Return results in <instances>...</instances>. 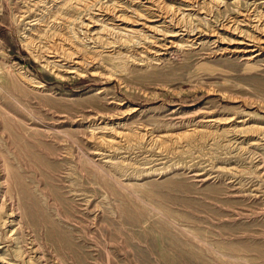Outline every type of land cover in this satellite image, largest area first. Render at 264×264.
Here are the masks:
<instances>
[{
	"label": "rangeland",
	"instance_id": "374dc122",
	"mask_svg": "<svg viewBox=\"0 0 264 264\" xmlns=\"http://www.w3.org/2000/svg\"><path fill=\"white\" fill-rule=\"evenodd\" d=\"M54 1L37 10L34 0H0V166L10 171L29 254L15 253L9 231L17 226L2 225L0 264H264V141L252 133L264 128V57L247 61L232 52L239 45L230 30L193 47L183 40L182 49L155 60L143 48L108 57L87 41L85 12L73 32L97 60L60 59L55 68L44 46L58 26L27 24L55 15L65 0ZM127 1L118 10L128 24L134 13L150 12L144 1L142 9ZM221 1L207 30L248 8V0ZM118 124L177 139L164 151L134 140L132 148L103 147L91 136L101 127L98 136L109 139ZM235 125L249 132H224ZM197 126L214 138L197 136L189 150L185 134Z\"/></svg>",
	"mask_w": 264,
	"mask_h": 264
},
{
	"label": "bare ground",
	"instance_id": "6f19581e",
	"mask_svg": "<svg viewBox=\"0 0 264 264\" xmlns=\"http://www.w3.org/2000/svg\"><path fill=\"white\" fill-rule=\"evenodd\" d=\"M143 1L149 5L145 8L150 11L149 13H146L149 17L145 14L138 13L140 14L138 15L137 13H134L132 17L136 18H132L134 20L129 23L131 25L126 23L128 22L126 17L121 14V12H125L123 11L124 9H122V11L118 10V8L123 7L121 0H114V4L111 6L101 5V0H65L62 6L58 8V12H56L55 15L53 14L51 17H47V12H43L42 15H37L40 16V18L35 19L33 21L34 23L28 22L27 24H32L31 26L34 27L40 26L47 28L50 26V21L54 24L53 26H58V30L61 33H55L49 36L50 40L46 39L47 43L44 46V49L46 50H44V52L48 55L49 59L45 60V62L54 67L55 65H58L60 59L72 65L83 64L84 61H87L88 59L91 60V62H95L97 60L95 57H88L90 54L89 50L85 48V46L76 37L75 32H73V24L77 23L80 19L78 16H83V13L85 12H88L85 19L88 23L82 22L81 28L85 31L84 34L88 37L87 41L93 45L92 48L94 49L103 48L108 50V53H106L108 57H115L116 55L117 57L123 56V50L132 52L135 51V49L143 48L146 49L144 53L153 56L155 60L168 54L169 52L173 53V51L182 49L183 46L180 42L183 40H187V42L193 47L194 44L201 45V42L210 41V39L214 37L222 39L219 35L220 30H230V32L234 33L238 37L236 42L239 47H234L235 49H233L232 52H238L240 56L245 57V60L252 61L258 57H264V10L261 9L264 7V0H248V8L245 11H240L237 17L231 19L229 18L225 23L220 24L214 30H207L204 27V22L208 21L212 17V13L216 11L215 9H218L221 5H223L221 0H183L185 3H181L184 5L182 7L181 5L174 7L171 4L165 3L164 0H128L127 2H130L132 5H136L138 8L142 9L144 7L142 3ZM231 1L233 3H237L239 0ZM50 2L55 1L34 0V5L35 7H38L37 10H39L41 9V5H48ZM68 6L73 7L72 9L76 13L73 15L66 13L65 7ZM27 14L31 16V14H33V10L28 8ZM147 18L152 20H148ZM45 19L49 21L46 22ZM143 20H148L150 24L143 22ZM165 23H168L173 28L171 32L168 31L170 26L164 27ZM161 26L164 27L163 30L159 29L162 28ZM138 27L141 29H137ZM142 31L151 33L153 36L150 38L149 35L143 34ZM38 39L42 41L43 37H38ZM216 41L217 40H215V42ZM26 46L29 48V43H27ZM22 74L24 75V73ZM24 77L25 78L23 79H25L32 87L42 88L43 84L37 82L34 78L26 75H24ZM33 90L35 89L33 88ZM231 120L233 119L228 121ZM219 121L220 120L218 119L205 120L208 125H217ZM225 121L227 120H224V122ZM237 124L244 126L245 120L240 119ZM121 125L122 124H118L115 128L111 129L110 133H108L110 135L109 139L106 138V135L98 136L102 134L101 131L103 128L101 127L95 131V133L97 132V135L92 134L91 136L103 147L114 148L115 145H123L124 143L125 146L129 147L131 140H134L136 141L134 145L140 149L149 148V150H151L156 148L163 149L164 151L171 150L175 144L173 141L177 139L174 135L158 137L153 131L147 129H143L142 132H138L136 134L128 133L126 129L120 128ZM238 125H235L233 128L228 126L229 129H225L224 131V128H222L223 130L220 131L221 133L223 131L226 133L231 131L238 134L249 132L248 127H237ZM252 133H254V135L256 134L258 142L264 141V128H254ZM185 136L186 140L184 142L189 150L195 143V138L197 136V138L200 139H207L209 137L211 139L214 138V136L210 135L208 131L199 128L198 126L192 131L187 132ZM218 138H220V136H218ZM258 144L259 143L256 141L252 142V145L257 146ZM185 148L186 147H183V149ZM101 152L102 151L99 150V152L95 153V155L102 156ZM1 169L0 226L2 227V225H6V227L13 228L14 226H17L16 229L9 231L10 240L16 244V250L14 249L16 255L23 259L24 254H27V256L29 254L26 253V249L23 248L24 242L23 236L21 235V226L18 225L17 221V217L19 215L15 213V207L13 206V203L15 205L17 198L13 195L12 186L9 184L7 179V175L10 173L7 165L2 164ZM14 187H17V184ZM21 189L24 191L23 188ZM33 242L28 243L32 246L30 249L28 248L29 251L33 250V246L35 245ZM28 259L26 262L28 264H32L31 259Z\"/></svg>",
	"mask_w": 264,
	"mask_h": 264
}]
</instances>
